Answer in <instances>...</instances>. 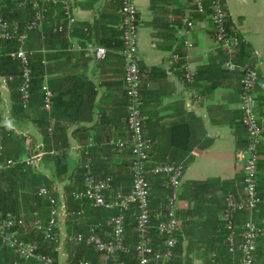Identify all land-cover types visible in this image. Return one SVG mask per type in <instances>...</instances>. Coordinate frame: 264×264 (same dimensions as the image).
<instances>
[{"label": "crops", "instance_id": "crops-1", "mask_svg": "<svg viewBox=\"0 0 264 264\" xmlns=\"http://www.w3.org/2000/svg\"><path fill=\"white\" fill-rule=\"evenodd\" d=\"M70 1L77 18L74 30L70 32V44L90 41L107 49L101 60H96L85 49L71 47L70 59L51 57L45 60V66L59 63L57 66L70 69V92L84 107L82 115L77 112L71 116L72 119H83L70 124L67 167L72 172L82 147L92 146L93 159L101 164L122 163L127 161L128 154L127 148L116 149L110 144L124 132L126 100L122 84L124 62L120 52V0ZM135 3L138 8L143 129L151 140L149 155L153 161H163L175 157L176 149L184 153L175 162L185 165L181 206L177 210L182 245L179 261L201 259L207 262L224 244L219 217L222 208L217 202L228 192H233L232 189L240 191L241 155L246 145V130L239 121L238 109L240 73L222 68L226 55L214 41V27L206 13L194 11L191 0H135ZM224 4L232 28L250 49L248 57L241 56L240 61L244 62H239L238 56L236 60L258 66L257 112L263 137L258 146L261 159L257 184L261 183L264 191V179L261 178L264 176V5L261 0H224ZM89 26L94 27L92 38H86L83 33ZM41 32L42 28L28 33L26 45L29 49L40 52L43 49L44 55L60 51L47 48ZM174 53L183 55L180 65V58H174ZM185 68L194 71L192 82L185 81ZM90 85L94 91L93 102L86 94ZM10 110V91L8 87H0V137L3 127L13 129L29 136L25 140L24 154L36 150L44 153L40 149L43 140L35 114L29 112L16 118ZM43 157L40 171H33L34 174H44L62 185L60 179L54 177L53 162ZM88 159L91 165V157L86 156L84 163ZM5 162H0V168L9 166ZM204 182L207 183L194 184ZM242 215L246 216L243 219L255 221L257 218L264 228V206L252 213L242 212ZM63 230L67 232L66 226ZM58 241L60 244L59 237ZM65 244L58 253L59 261L61 253L67 254ZM260 253L264 254V232L257 240L256 255Z\"/></svg>", "mask_w": 264, "mask_h": 264}, {"label": "built area", "instance_id": "built-area-1", "mask_svg": "<svg viewBox=\"0 0 264 264\" xmlns=\"http://www.w3.org/2000/svg\"><path fill=\"white\" fill-rule=\"evenodd\" d=\"M28 4L31 8V18L23 25L9 23L0 17V38L15 39L18 46L10 53V56L18 60L21 68L18 92L24 105L30 98L31 83V58L35 50L25 47L28 33L39 30L47 18L50 9L60 6L62 16L57 24L58 31H66L68 34L74 30L76 16L70 0H25L20 4ZM194 11L206 13L214 27L213 38L220 47L226 58L222 62L223 69L238 71L239 93L238 109L240 111L239 121L246 130V145L241 155L240 165V191L228 192L224 197V206L220 212V219L225 230L224 243L231 254H238V260L232 263L218 262L213 255L207 263L201 259L175 262L173 247L177 242V232L180 229V219L177 210L181 206V188L185 165L182 162L154 163L150 158L151 140L144 133L142 112L141 87V56L138 47V8L135 0H120L119 4V29L121 40V55L123 57L122 84L125 96V116L123 119V135L111 140L110 144L116 149L128 148L129 153L126 160L129 163L131 174V187L125 194L117 193L109 195L111 189V177H98L91 171L90 159L84 164V175L82 188L73 191L75 200H86L93 208H105L118 210L107 219L109 236L101 237L95 226L89 225L87 232L68 234L63 230L64 222L68 215H80L83 210H69L63 198L62 185L53 181L52 189L54 195L47 187L41 186L38 194L44 196L50 205L49 216L46 223L41 219L34 218L32 228L36 233L41 231L45 239H52L57 235L60 244L56 251L60 253L61 246L67 242L75 245L85 244L91 246L98 253L96 260L80 259L74 264H262L256 261V246L258 238L263 234L264 228L253 219L237 221L236 215L241 212L252 213L261 199L257 191V175L261 159L258 146L263 137V127L257 112V83L259 79L258 66L255 63H239L237 59V48L240 39L227 28L228 12L224 0H191ZM207 11V12H206ZM191 22L188 25L191 26ZM70 40V38H69ZM187 44L188 41H187ZM74 49H85L96 60L105 57L107 49L95 45L90 41L80 44L71 42ZM43 49L41 50V52ZM174 58L179 59L177 53ZM42 63H46L45 59ZM184 79L187 82L194 80V71L185 68ZM12 80V76H0V87L6 88ZM42 103L46 110L50 109L53 91L50 89L47 78L42 85ZM196 96V93H192ZM0 123V127H1ZM43 152L36 150L31 154H23L15 159H8L6 164L24 163L32 171L38 172L41 168ZM164 174L168 179L169 194L167 197V211L165 218L157 224L150 223L149 215V190L148 175ZM132 206L136 209L135 233L137 241L134 247L136 261L126 262L116 257L125 247L124 214ZM154 228L163 238V247H154L150 237V228ZM26 222L22 216H16L11 212L0 210V242L10 247L20 260L34 259L41 264H54L51 256L41 252L36 239H25L24 232ZM35 233V234H36ZM66 253H61L58 264H66ZM19 264V260L14 261Z\"/></svg>", "mask_w": 264, "mask_h": 264}, {"label": "trees", "instance_id": "trees-1", "mask_svg": "<svg viewBox=\"0 0 264 264\" xmlns=\"http://www.w3.org/2000/svg\"><path fill=\"white\" fill-rule=\"evenodd\" d=\"M25 0H0V17L7 20L9 23H18L23 25L31 18V8L28 4H20ZM62 16L60 6H54L50 9L47 18L42 25L43 43L49 49L60 50L57 53L42 54L40 50H35L34 55L31 58V83H30V98L28 103L24 105L20 94L18 92V84L20 78V64L18 60L13 59L10 53L15 50L18 43L15 39H2L0 38V76H12V80L8 83L7 87L10 91L11 110L10 112L16 118H22L26 113L32 112L36 117V126L38 132L42 136L41 150L44 151V159L53 162L54 177L60 179L62 182L63 198L66 206L69 210H83L80 215H68L65 219L64 225L66 226L67 233L75 234L77 232L86 233L87 227L93 225L96 231L103 238L109 236V226L107 225V219L118 210H110L105 208H93L86 200H75L72 196L73 191H77L82 188V178L85 172L84 162L85 157H91V171L98 177L110 176L111 189L109 195L114 196L117 193L125 194L131 187V174L128 161L122 163H99L94 160V148L82 147L78 164L75 166L72 172L68 170L67 162L70 151V124L78 123L83 119L79 117L71 118L77 112L79 115L83 114V105L76 97L72 96L70 92V69L67 66L59 67L54 63V66H45L42 60L54 58H66L70 59V33L66 31H58L57 24ZM93 26H89L87 29H83V33L86 38H92ZM227 28L230 33H234L240 39L239 46L237 48V56L239 62L242 60L244 54L247 56L250 53V49L246 41L232 28L230 21L227 23ZM35 31V30H33ZM31 32V31H30ZM27 42V41H26ZM25 47H29L25 44ZM104 47V46H103ZM31 49V48H30ZM180 59L178 65L183 62V55H179ZM46 57V58H45ZM248 57V56H247ZM246 57V58H247ZM237 61V60H236ZM237 61V62H238ZM47 77V83L50 89L53 91V97L49 110L43 107L42 103V89L41 85L44 78ZM85 84V83H84ZM86 86V85H85ZM86 94L90 96V101L93 102L94 91L90 85L89 91ZM92 105V103H90ZM85 118H89L85 116ZM29 136H24L20 133H16L13 129H1L0 145V162H5L8 159H15L25 152V140ZM111 149V146L108 147ZM175 157L170 156L165 160L155 159L154 163L162 162H178L184 153H179V149H176ZM23 153V154H21ZM32 152L28 153L31 154ZM129 149L127 148V154ZM180 155V156H178ZM6 163V162H5ZM264 179V176L261 177ZM150 184L149 190V215L150 223L152 225L157 224L158 221L165 218L167 211V197L169 194L168 179L164 174H150L148 175ZM204 183H194L205 185ZM41 186L47 187L54 195L53 181L50 180L44 174H34L32 169L24 163L11 164L8 167L0 168V210L4 212H11L16 216H22L26 222L27 232L24 234V238L27 240L36 239L38 242L39 250L54 260V264H58L59 254L56 251L58 245L57 235H53L52 239H45L41 231L36 233L32 228L34 218H39L43 223L47 222L50 205L44 196L38 194ZM233 192L238 193L236 189H232ZM258 195L261 202L257 205L254 211H257L261 205L264 206V191L260 185L257 184ZM180 197L181 193H180ZM224 199V198H223ZM223 199H219L217 206L223 208ZM136 209L132 206L124 214V226H125V247L124 251H120L116 254V257L126 262H135L134 247L137 241L135 233V218ZM246 216L242 215V212L237 218V221L243 220ZM222 222V221H221ZM255 222L258 219L255 218ZM212 223L216 224L215 220ZM223 223H221L222 225ZM221 228V239L225 237V230ZM217 229V227H215ZM36 233V234H35ZM177 232V242L173 247L175 262H179V254L182 251L181 236ZM150 237L153 239L154 247H163L162 236L152 227L150 228ZM67 251L66 264H74L80 259H92L98 258V253L94 251L91 246L85 244L75 245L71 242L65 244ZM215 259L218 262L232 263L238 260V254H231L228 252L225 243L219 252L215 253ZM19 260V264H41L34 259L20 260L14 251L0 242V264H14V261ZM256 261L264 264V254L256 255ZM210 260H207L209 263Z\"/></svg>", "mask_w": 264, "mask_h": 264}, {"label": "water", "instance_id": "water-1", "mask_svg": "<svg viewBox=\"0 0 264 264\" xmlns=\"http://www.w3.org/2000/svg\"><path fill=\"white\" fill-rule=\"evenodd\" d=\"M261 1H262L263 5H264V0H261Z\"/></svg>", "mask_w": 264, "mask_h": 264}]
</instances>
